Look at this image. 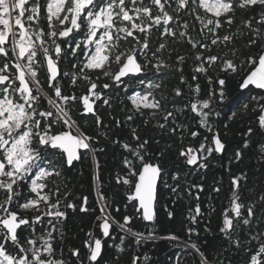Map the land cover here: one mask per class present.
I'll return each instance as SVG.
<instances>
[{
	"label": "snow or ice",
	"instance_id": "obj_1",
	"mask_svg": "<svg viewBox=\"0 0 264 264\" xmlns=\"http://www.w3.org/2000/svg\"><path fill=\"white\" fill-rule=\"evenodd\" d=\"M237 11L254 13L241 21L247 33H242L239 27L231 31ZM185 16L194 22L190 25ZM197 23L199 33L194 37L192 33L196 32ZM225 25L228 31L222 33L220 30ZM242 35L248 37L246 47L249 50L259 46L260 51L241 59L235 40ZM174 43H187L198 50L194 52L197 63L192 68V81L202 77L213 84L209 72L217 61L220 62L218 70L230 74H238L247 67L240 88L248 90L250 101L255 102L253 111L259 112L257 125L264 131V91L252 94L250 88L264 90V0H0V194H3L0 196V264H69L63 248L57 251L56 247L65 237L62 225L67 220L66 209L73 212L77 207L81 212L95 210L86 206V197L79 206L63 203L59 185L51 179L62 175L53 157L71 167L74 161L82 158L81 150H85L83 155L93 157L97 151H103L93 147V137L81 131L73 118L76 102L82 104L79 115L91 114L97 127H103L95 102L101 101L104 106L111 107L110 97L104 90L122 85L132 87L134 94L127 97L131 101L132 114L123 121L125 125L136 115L144 117L145 125L149 118L159 115L161 120L155 126L183 142L185 132L193 138L200 136L198 131L189 132L188 126L177 120L178 113L182 115L190 109L199 117L198 125L212 133L211 142L182 147L179 156L195 170L207 169L206 161L213 152L223 153L225 144L220 134L213 131L209 118L219 116L213 101L222 103L226 99L225 79L217 76L218 92L213 88L206 99L191 100L183 107L173 105L169 109L162 104V100L168 99L162 91L157 99L156 92L165 87L164 80L170 72L180 73V83L186 84L195 96L201 93L200 84L188 83L182 74L185 56L177 55L174 64L168 63L176 51L171 46ZM212 46H217L218 51L205 55L211 52ZM68 57L73 58L71 68L62 71L61 60ZM77 68L79 71L73 70ZM41 69L44 70L43 82ZM149 72L153 78H149ZM65 77L72 87H76L78 80L85 82L86 94L78 97L63 91L61 81ZM101 79L111 83L98 84ZM137 86L141 90L137 91ZM173 93V99L182 96L179 87L173 88ZM248 107L247 103L243 104V111L247 112ZM121 123L117 121L116 126L120 127ZM56 126L67 130L54 131ZM253 131L249 127L245 135L251 136ZM104 135L107 138V133ZM131 136L138 142L135 146L119 140L114 143L121 144L132 157L124 158L127 173L123 178L118 176L117 182L128 186L127 202L134 212L117 220L109 211L111 205L98 193V202L103 206L96 217L99 221L96 227L102 235L97 237L88 232L83 253L79 248L70 249L75 264H98V261L104 264L100 258L105 240L114 239V226L121 234L118 253L126 251L125 241L139 246L156 238L157 185L163 178V169L146 159L149 140L141 139L136 127L131 128ZM249 143L243 147L247 148ZM240 157L241 152L234 154L235 159ZM95 167L99 168L98 161ZM242 179L231 180L229 204L222 212L219 229L223 238L236 249H242L247 240V236H238L237 232H250L257 208L264 211V192L255 202L242 200ZM50 184L55 187H49ZM22 186H27L30 195L20 201L17 197ZM190 187L197 193L204 190L198 184ZM173 191L178 188L174 187ZM213 191L220 189L217 187ZM188 194L192 195L191 190ZM194 199L199 200V195ZM27 212L32 215L21 214ZM202 215L197 204L188 218L190 224H197ZM172 216L169 212L168 217ZM134 220L147 222L145 229L136 230ZM187 233L189 237L199 235L192 227ZM167 238L179 240L176 235ZM188 246L199 257V264H221L219 260L209 259L195 242ZM148 259L144 257L145 264ZM114 260H119L118 254ZM139 260V256H133L132 264H138ZM245 264H264V242L253 249Z\"/></svg>",
	"mask_w": 264,
	"mask_h": 264
},
{
	"label": "trees",
	"instance_id": "obj_2",
	"mask_svg": "<svg viewBox=\"0 0 264 264\" xmlns=\"http://www.w3.org/2000/svg\"><path fill=\"white\" fill-rule=\"evenodd\" d=\"M254 15L253 12L237 11L236 22L232 26L231 31H236L239 27L242 33H247V29H243L241 21L250 18ZM185 20L189 21L191 25L194 21L192 18L185 16ZM255 26V22H254ZM191 31V29H190ZM222 33L228 31V26L225 25L220 30ZM199 33V25L196 24V32L192 35L195 37ZM247 35H242L235 40V47L240 50V57L243 59L250 53L260 51L259 46L249 50L246 47ZM175 48L168 63L174 64L177 55L186 57L183 64V75L186 77L188 83H199L201 93L197 97L192 93L186 84H181L179 81L180 73H167V78L164 80V85L161 90L156 92L157 99H160V92L168 97L167 100H162L169 109L175 105L176 107H183L188 105L191 100H203L207 98L208 92L216 88L218 92V85L215 84V79L219 76L225 79V94L226 99L221 103L219 100L213 101V108L219 112V116H211L209 123L214 132H218L221 136L222 142L225 144L223 154L213 152L212 156L206 161L207 169H195L189 167L185 163L183 157L179 156V151L182 147L198 146L201 142H211L212 133L207 132L205 128L198 125L199 117L190 109L185 110L184 113L177 114L178 122L188 126V131H198L200 136L191 137L187 132L184 133L183 142L177 136H169L156 127V122L161 120L158 115L148 119V123L144 124V117L139 115L134 116L133 121L125 125L123 121L132 114L130 109L132 107L131 101L127 99L129 95H133L132 87L127 89H106L105 94L110 97L111 107L104 106L101 101L96 104V111L102 118L103 127H97L94 117L89 116L85 123L80 122L84 120V116L76 119L79 121L81 131L93 137V147L103 149L97 151L92 155H87L85 162L81 164L80 170L75 174V180L72 182L66 176L59 183V193L61 199H65L64 203L74 200L76 204H80L83 196L90 197V201L94 207L99 210L102 204L98 202V193L105 197V202L111 207L109 211L119 220L125 214H132L134 209L127 202V187L117 182V177H125L127 170L123 165L125 157L131 159V154L125 151L121 144L114 143L119 140L122 143H128L135 146L137 141H134L131 136V128L136 127L141 139L147 138L148 155L146 159L158 163L163 169L162 180L158 188L157 200V221H156V238L147 241L137 246L134 243L125 241L126 251L118 253L117 249L120 245V233L115 228L113 233L114 239L109 238L105 240V247L103 250L104 264H132V257L139 256L138 264H145L144 257L149 259L147 264H199V257L193 253L190 245L195 242L209 259L219 260L221 264H245L249 254L253 249H258L264 242V211L259 207L256 211L254 223L251 226L250 232L239 230L238 236H247L245 245L242 249H236L223 238V234L219 229L222 226V212L226 210L229 204V195L231 191V180L237 177H243L241 180L242 200L245 202H255L259 194L264 192V131H261L257 125L258 111H253L256 107L254 101H250L248 90L240 88L242 77L248 71V68L241 70L238 74H230L228 72L219 71L220 62L217 61L213 65L209 74L213 77V84H209L206 79L200 78L197 81H192V68L197 63L194 59V52L191 46L187 43H174L171 45ZM218 51L217 46H212L211 52H205V55H212ZM149 78L152 73H148ZM99 82V81H98ZM179 87L182 91V96L173 99V88ZM136 90H141L136 87ZM252 94L260 92L258 89L251 88ZM248 104V111L244 112L243 104ZM75 119V120H76ZM76 120V121H77ZM117 121L122 122L120 127H117ZM227 125V127H225ZM171 126V125H170ZM251 127L254 129L251 136L245 135L247 129ZM104 133H107L105 138ZM207 137V141L204 138ZM250 142L247 148L243 145ZM236 152H241L239 159L234 158ZM96 161L99 162V168L95 167ZM139 167V164L136 165ZM97 176H95V171ZM95 177L98 179V187L96 189ZM179 177V179H176ZM203 186V191L197 193L192 185ZM167 185V186H165ZM54 185H49L53 187ZM177 187L178 191H173ZM219 188V192L213 191L214 188ZM191 190L192 195L188 194ZM3 194H0L2 196ZM30 195L27 186H22L20 189V196L18 200L23 201L25 197ZM195 195H199L200 199H194ZM67 197V198H66ZM199 205L203 215L199 217L197 224H190L189 216L196 205ZM119 209V211H116ZM214 209V211L212 210ZM93 214H101L100 211ZM172 212L173 216L170 219L168 213ZM77 213V212H76ZM22 215L31 216V212L21 213ZM92 218V217H91ZM94 219H91V222ZM147 222L134 220L133 227L136 230L143 231ZM189 227L195 228L199 235L193 234L189 237L187 229ZM65 237L60 243L57 250L61 247L68 261H73L70 249L77 245V229L73 230L72 226H66ZM147 235V232H145ZM176 235L179 240L173 241L167 237ZM252 237H256L253 239ZM186 242V243H185ZM192 253V254H190ZM119 255V260H114L115 255ZM70 260H69V258Z\"/></svg>",
	"mask_w": 264,
	"mask_h": 264
},
{
	"label": "flooded vegetation",
	"instance_id": "obj_3",
	"mask_svg": "<svg viewBox=\"0 0 264 264\" xmlns=\"http://www.w3.org/2000/svg\"><path fill=\"white\" fill-rule=\"evenodd\" d=\"M61 43L63 46L62 41H61ZM72 59H73L72 57H68L67 59L61 60L60 67H61L62 71L71 68ZM115 67L116 66L113 65V68H115ZM73 70L79 71L78 68L73 69ZM40 71H41V80L43 82L44 70L41 69ZM88 74L92 75L93 77H95V75H96V73H88ZM105 82L111 83V81H108L106 79H101V80H99V82L97 81L98 84H103ZM61 86H62L63 91H66L68 93H75V95H77L78 97L82 94H86V92H87V84L85 82L78 80L76 87H72V85L69 83L68 77H65L61 81ZM45 88H46V83H45ZM120 88L127 89L128 87L125 88V86L122 85L120 87L113 86L112 88H109V89H120ZM76 103H77V107H75L73 109V118L74 119H76L77 117H79V118L81 117V115H79V112L82 110V104H80L79 102H76ZM46 104H47V102L44 101V106H46ZM96 104H98V101L95 102V105ZM89 116L91 117V114L84 115V120H82V121L80 120V122L85 123V120H88ZM77 122H79V121L77 120ZM66 130H67L66 128H61L60 126H56L54 128V131H66ZM84 151L85 150H81L82 158L79 161H75L71 167H68L67 165H62L59 159L53 157V161L57 165V167L60 169L62 175L60 178L53 177L51 179L55 180L56 184H60L59 181L63 180L66 176H68L69 180L74 182L76 172L78 171V169L80 170L81 164L84 163L86 160V158H85L86 156L83 155ZM94 171H95V169H94ZM96 174H97V171H95V176H97ZM98 182L99 181H98L97 177H95V182H93V183L95 184L96 189L98 187V184H97ZM50 185L52 186V184H50ZM53 187H55V186H53ZM83 197L87 198L88 203L86 206L89 209H95V210L89 211V212H81V211H79V207H77V210L75 212H73V210L70 208L66 209L67 220H65L63 225H62L64 232L67 231L66 226H72L73 230H76V229L78 230L77 235L76 234L74 235L75 239H77V237H81L82 239L78 240L77 245L74 246L73 248H79L82 253L85 251L84 241L88 239V236H87L88 232H92L97 237L102 235L99 228L96 227V225L99 223V221L96 219V217L100 214H97L95 216V218L93 217V214L96 212L98 207L97 206L94 207L93 203L90 201V197H88V196H83ZM65 201H67V200L62 199L63 203ZM69 203L76 204L74 200H72V201L70 200ZM80 204H76V205L79 206ZM97 211L99 212V210H97ZM91 217L94 219L93 220L94 222H91V219H92ZM114 230H115V226H114L112 231H114ZM37 231L39 232V227L37 228ZM59 244L60 243H57V245H56L57 248L60 246ZM73 248H71V249H73ZM57 251H59V250H57ZM65 254L66 253H64V258H65ZM68 258H69V256H68ZM65 259L68 260L67 258H65ZM100 259L103 260V252H102V256ZM69 260H70V258H69ZM69 264H75V259H73V261H69ZM98 264H99V261H98Z\"/></svg>",
	"mask_w": 264,
	"mask_h": 264
},
{
	"label": "water",
	"instance_id": "obj_4",
	"mask_svg": "<svg viewBox=\"0 0 264 264\" xmlns=\"http://www.w3.org/2000/svg\"><path fill=\"white\" fill-rule=\"evenodd\" d=\"M250 88H252V86H250ZM244 90V89H243ZM257 90V89H256ZM259 91H264V90H259ZM95 107V106H94ZM95 109H96V107H95ZM225 150V149H224ZM221 154H223V153H221ZM75 162V161H74ZM73 162V163H74ZM189 167H193V166H190L189 165ZM159 184H160V181L158 182V185H157V193H158V188H159ZM157 200H158V194H157ZM157 205V204H156ZM103 206V205H102Z\"/></svg>",
	"mask_w": 264,
	"mask_h": 264
}]
</instances>
